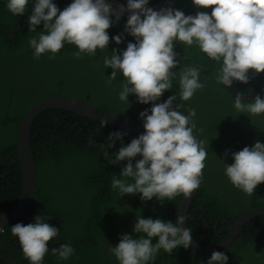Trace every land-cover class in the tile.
Listing matches in <instances>:
<instances>
[{
    "label": "trees",
    "instance_id": "1",
    "mask_svg": "<svg viewBox=\"0 0 264 264\" xmlns=\"http://www.w3.org/2000/svg\"><path fill=\"white\" fill-rule=\"evenodd\" d=\"M110 1L127 3V0ZM156 1L149 0L148 4ZM71 2L53 0L61 11ZM7 3L8 0H0V94L6 96V101L0 104V129L3 130L0 140V215L10 211L21 194L16 158L18 127L34 104L50 97H72L134 119H141L139 114L145 110L151 114L153 107V103H139L134 94H130L127 101L119 99L121 86L126 82L119 71L116 79L108 82L112 69L105 67V58H110L113 50L121 54L128 43L136 42L125 31L127 19L117 21L116 17L110 16L109 44L106 49H97L95 55L82 54L77 59L74 53L78 49L65 43L54 57L46 52L36 59L29 40L38 38L44 26L42 22L36 32H29L28 19L35 0H29L23 16H14L7 9ZM172 9L182 11L185 16H195L198 12L211 14V8H197L192 0H177ZM117 35L122 37L119 45L111 39ZM175 44L176 59L182 62L177 61V67L171 70L174 75L172 88L154 103H163L176 95L175 110L188 115L194 109L196 115L189 126L195 124L193 135L198 142L203 141L202 146L207 151L204 168L212 171L208 161L218 165L215 178L212 174H208V178L202 176L187 214V226L193 239L201 246L211 248L223 239L238 217L250 209L264 206V183L257 185L252 195L245 193L243 196L228 192L224 188L228 181L222 175L226 165L233 163L234 153L244 147L251 148L256 142L264 144V114L251 115L235 108V98L217 80L222 59H209L196 43L187 46L178 42L177 47ZM186 67L199 68V82L204 86L184 101L180 98L179 73ZM248 76V83L235 85L237 81H233L236 91L244 95L251 89L250 72ZM258 80L256 96L264 99V75L258 74ZM253 99L242 103H250ZM113 132H124L125 135L121 140H114V146L108 148L107 138ZM137 137L115 127H102L100 123L61 109L46 110L38 115L31 128L35 200L20 219L0 229V264H29L11 227L17 223H34L37 216H43L46 223L59 231L48 243L49 251L41 264H119L111 253L114 244L110 239L116 232L133 239L143 237L133 231L136 220L130 215L138 211L137 208L147 212L146 219L175 223L182 194L171 201L161 202L153 197L140 205H128L122 202L129 195L120 196L119 190L112 187L113 178L129 183L134 181L120 175L127 161L111 164L103 154L107 151L112 158L121 145L127 146ZM140 158H133V165ZM120 208H125V213ZM62 244L74 249L66 260L51 251ZM259 248L264 249V217L247 223L222 253L228 257L227 264H264V256L257 257L254 252ZM210 258L177 247L171 253L160 250L155 260L148 264H207Z\"/></svg>",
    "mask_w": 264,
    "mask_h": 264
},
{
    "label": "clouds",
    "instance_id": "2",
    "mask_svg": "<svg viewBox=\"0 0 264 264\" xmlns=\"http://www.w3.org/2000/svg\"><path fill=\"white\" fill-rule=\"evenodd\" d=\"M28 2L8 0L7 9L14 16H23ZM148 3L149 0H127V8L119 9L120 13H130L125 31L136 42L128 43L119 55L113 50L111 57L105 58L104 65L112 69L109 83L116 79L117 71L126 81L121 86L119 99L127 101V97L134 94L141 104L153 103L151 114L149 110L139 114L143 120L142 135L127 146L121 145L114 157L110 158L107 151L103 155L111 164L127 161L120 175L134 182L113 178L112 187L119 190L120 196L139 193L142 201L155 197L163 202L180 194L188 197L198 190L207 157L203 141L198 142L193 135L195 124L189 126L195 110L191 109L188 115L175 110L176 95L163 103H154L173 86L171 70L177 67L174 42L187 46L196 43L209 59H222L217 80L226 87L233 81L248 83L250 71L264 73V0H192L197 8H211L210 15L198 12L195 16H185L172 8L156 11L146 7ZM31 11L29 32H36L42 22L44 26L38 38L29 40L36 59L46 52L54 57L65 43L78 49L74 53L77 59L82 54L95 55L97 49H106L109 44L107 30L112 26V9L105 0H72L62 11L53 0H35ZM116 19L118 21L120 16ZM111 39L117 45L122 42L120 35ZM199 76L200 70L196 67L180 70L182 100L191 99L195 91L204 86ZM234 101L238 111L264 114V99L259 95L247 104L242 103L239 94ZM106 124V121L101 122L102 127ZM124 135V132L110 133L107 147H113V141L121 140ZM137 156L141 158L133 165L132 160ZM232 159L233 163L225 167L226 177L234 187L252 195L257 185L264 183V144L256 142L251 148L244 147L234 153ZM184 223L185 217L180 216L175 223L136 218L133 231L146 238L123 235L118 245L111 247V253L119 264H148L155 260L160 250L171 253L177 247L188 248L192 232L180 227ZM11 233L17 237L29 264H41L49 251L48 243L59 231L46 223L43 216H37L34 223L15 224ZM51 251L66 260L74 249L62 244ZM227 259L224 253L213 252L207 264H227Z\"/></svg>",
    "mask_w": 264,
    "mask_h": 264
},
{
    "label": "water",
    "instance_id": "3",
    "mask_svg": "<svg viewBox=\"0 0 264 264\" xmlns=\"http://www.w3.org/2000/svg\"><path fill=\"white\" fill-rule=\"evenodd\" d=\"M176 2L177 0H157L156 2L146 5V7L159 11L161 9L172 8ZM105 3L111 4V17H116L119 15L120 19H128L130 15L128 11H124L123 13L119 12L121 7L125 9L127 8V3L125 4L110 0H105ZM250 77L252 81L251 89L246 95L236 91L233 83L231 86L226 88L234 98L239 94L241 96L242 102H248L256 96L259 87L258 74L250 71ZM50 109L69 111L100 124L102 121H106L107 126L115 127L133 135L140 136L144 133L142 119H134L123 114L105 110L72 97L57 96L46 98L37 102L25 113L18 127L16 158L18 160L20 169L21 194L16 205L7 213L0 215V229L20 219L28 212L35 200V166L31 147V128L36 117L42 112ZM196 192L197 189L194 190L190 196L185 197L182 194L180 198L177 207V218L179 216L185 217V223L180 225L182 228H188L187 214ZM257 217H264V207L253 208L238 217L236 221L230 226L223 239L215 247H203L192 237V241L188 249L198 255L208 257H211L213 252L222 253L226 251L235 241L243 227L252 219Z\"/></svg>",
    "mask_w": 264,
    "mask_h": 264
},
{
    "label": "rangeland",
    "instance_id": "4",
    "mask_svg": "<svg viewBox=\"0 0 264 264\" xmlns=\"http://www.w3.org/2000/svg\"><path fill=\"white\" fill-rule=\"evenodd\" d=\"M177 44L178 42H176L175 44V47H177ZM179 52H177L178 54ZM178 62H182L181 60H178L176 59ZM1 101H6V96L5 95H1L0 94V104H1ZM1 113V112H0ZM1 118V116H0ZM3 138V130L1 131L0 129V140H2ZM261 143V142H260ZM248 146H252V145H248ZM207 164L212 167V171L211 170H208V168H204L205 170H203V177L205 178H208V174H212V178H215L216 175H218V165L216 163H214L212 165V162L208 161ZM222 175L227 179L228 183L224 186V188L228 191V192H233V193H236L238 192L239 194H242L243 196L245 195V193L241 190H239L238 188L234 187L230 181L228 180V178L226 177L225 175V170L222 172ZM122 203H126V204H137V205H140L142 203V200H141V196L139 193L137 194H131L128 196L127 200L123 201ZM125 206V204H123V207ZM124 213L126 211L125 208H120ZM138 211H135V212H131L132 210L129 211V213L131 212V217L132 219L136 220V218H145L146 219V216H147V212L142 210V209H139L137 208ZM113 215H116V214H113ZM122 237V235L118 232H116L114 238H111L110 239V242L111 244H114V247L118 245L119 241H120V238ZM257 255V257H260V256H264V249H256L254 251ZM249 256V255H247Z\"/></svg>",
    "mask_w": 264,
    "mask_h": 264
},
{
    "label": "flooded vegetation",
    "instance_id": "5",
    "mask_svg": "<svg viewBox=\"0 0 264 264\" xmlns=\"http://www.w3.org/2000/svg\"><path fill=\"white\" fill-rule=\"evenodd\" d=\"M261 74L264 75V73H261ZM238 84H239V82L237 81V83H235V85H238ZM235 85H234V86H235ZM247 94H248V93H247ZM255 97H256V96H255ZM255 97H254V98H255ZM75 99H76V98H75Z\"/></svg>",
    "mask_w": 264,
    "mask_h": 264
},
{
    "label": "bare ground",
    "instance_id": "6",
    "mask_svg": "<svg viewBox=\"0 0 264 264\" xmlns=\"http://www.w3.org/2000/svg\"><path fill=\"white\" fill-rule=\"evenodd\" d=\"M246 201V200H245Z\"/></svg>",
    "mask_w": 264,
    "mask_h": 264
}]
</instances>
